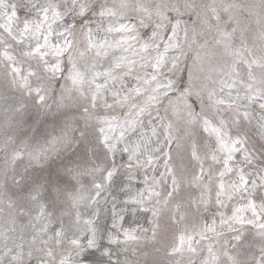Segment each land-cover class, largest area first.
Returning <instances> with one entry per match:
<instances>
[{"label": "snow or ice", "instance_id": "obj_1", "mask_svg": "<svg viewBox=\"0 0 264 264\" xmlns=\"http://www.w3.org/2000/svg\"><path fill=\"white\" fill-rule=\"evenodd\" d=\"M0 264H264V0H0Z\"/></svg>", "mask_w": 264, "mask_h": 264}]
</instances>
